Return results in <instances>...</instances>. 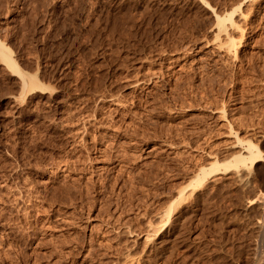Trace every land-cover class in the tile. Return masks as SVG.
Returning <instances> with one entry per match:
<instances>
[{"label": "rangeland", "instance_id": "obj_1", "mask_svg": "<svg viewBox=\"0 0 264 264\" xmlns=\"http://www.w3.org/2000/svg\"><path fill=\"white\" fill-rule=\"evenodd\" d=\"M201 1L0 0V40L46 87L21 94L0 62V264H264L262 162L188 187L165 215L211 123L220 162L243 148L227 120L264 141V0ZM233 10L238 59L214 35Z\"/></svg>", "mask_w": 264, "mask_h": 264}, {"label": "bare ground", "instance_id": "obj_2", "mask_svg": "<svg viewBox=\"0 0 264 264\" xmlns=\"http://www.w3.org/2000/svg\"><path fill=\"white\" fill-rule=\"evenodd\" d=\"M203 4H205L206 2L203 0V1H201ZM205 2V3H204ZM240 8V7H239ZM235 10V9H234ZM233 10V12H231V13H229L227 16H221V15H216L217 16V22H218V27L219 28H217V34H214V35H217L216 36V38L217 39H215V40H220L221 38L220 37H223V39H221L222 41H220V43L218 44V45H220V46H222V47H224L225 49H223V50H226V52L227 53H231V56H233L234 57V59H235V57L237 58V52L240 50H238L237 48H236V46H237V44H239V43H237V40H236V32H238L239 31V33L240 32H242V33H240V34H242V36H243V31L242 30H244L245 31V28L243 27V29H242V27L240 26V24H238L235 20H232V16H234V11ZM243 15H245V14H243ZM246 16V15H245ZM226 20H229L230 21V23H231V26L229 25L228 27H226V24H225V21ZM232 21V22H231ZM246 26V25H245ZM230 27V29H228ZM238 36V35H237ZM241 37V36H240ZM239 37V38H240ZM243 38V37H242ZM239 40H241V39H239ZM238 40V42H240ZM242 41V40H241ZM239 45H241V44H239ZM239 45H238V47H239ZM227 55H229V54H227ZM239 55V54H238ZM230 56V55H229ZM229 59H230V57H229ZM238 59V58H237ZM236 59V60H237ZM235 60V61H236ZM162 61V60H161ZM228 62H229V60H227ZM0 62H2L3 64H5V66H7L12 72H13V74L15 75V76H17L18 77V79H20L19 80V82H17L19 85H20V92H21V94L25 91V92H32L33 90L35 91V90H41V89H46V87H45V85H43L40 81H39V77H38V74L36 73V74H30V73H27V72H24V71H22L21 69H20V67H19V63H17V61L12 57V54H11V51H10V49H9V47H7L5 44H4V42L3 41H1L0 40ZM230 63V62H229ZM241 65H239V68L241 69V67H240ZM238 67V66H237ZM162 68V67H161ZM242 70V69H241ZM240 70V71H241ZM240 74V73H239ZM161 75H163V73L161 74ZM235 75V74H234ZM237 75V74H236ZM239 76V75H238ZM189 80V79H188ZM156 82V81H155ZM18 85V86H19ZM237 88V87H236ZM232 89V88H231ZM234 90V89H233ZM203 95V94H202ZM231 96V95H230ZM203 97V96H202ZM232 97V96H231ZM233 98V97H232ZM203 99V98H202ZM233 101V100H232ZM140 102V101H139ZM160 102H161V100H160ZM208 102V101H207ZM214 102V101H213ZM232 103V102H231ZM213 104V103H212ZM233 105V104H232ZM216 106H217V104H216ZM216 108V113L218 114V116H219V118H222V119H225V120H227V119H230L229 118V110H233V108H231V106H230V104L229 103H227V102H224V103H222V105H220V107H215ZM214 108V109H215ZM218 108V109H217ZM214 120V119H213ZM246 119H244V118H242V119H238L237 121L239 122V125L241 124V125H243L244 124V122H246L245 121ZM233 121V120H232ZM232 121H230V120H227V125H228V133H229V136L231 135V136H235L236 137V140L234 141V142H236V144H235V146H234V149L235 148H239V147H243L242 149H240L239 151H237L236 153H235V155L234 156H232V158H233V160H229V159H227V160H224V161H222V162H220V158H219V152H215L214 150V146H213V143L211 142V141H209V139H212V137H214L213 136V134H215L214 132H215V126L213 125V123H211L212 125H210L209 126V129H207L206 131H205V134L207 135V140L204 142V143H206V144H204V145H206V146H204V147H201V146H199L200 147V150H201V152L203 153V151H205L204 153H206V155L205 156H203V154L201 155V157L198 159L197 157L196 158H189V161L192 159V160H197V163H196V169L193 171V176L191 177V180H190V182H189V184L187 185V187L185 186V188L183 187V189H181V191H179V194H178V198L173 202V203H171L170 205H169V207H168V209H166V212H165V215L167 216V218L168 219H170V216H172L171 214L173 213V211H174V209L177 207V206H179V205H181L182 204V202L183 201H188V199L190 198L189 196H191V195H189L188 193H186V190H187V188L188 187H191V188H193V189H195V188H197V187H199V186H201V185H203L206 181H208L210 178L212 179V178H214L216 175H219V174H221V173H223V171H230L229 169L231 168V167H235V168H239L240 166H243V165H249V169H248V167L247 166H245L249 171H248V173L252 170V169H254V167L255 168H257V166H255V165H257L259 162L261 163H264V153H263V151L261 150V147H259V145H263V143H264V141H259V143L257 142H254V139H253V136L255 135H253V136H251L250 138H248L247 136V138H245V137H240L239 136V133H238V129H235V126H234V122H232ZM234 121H236V120H234ZM236 121V122H237ZM208 123V122H207ZM247 123H250L249 121L247 122ZM246 124V123H245ZM252 124V123H251ZM235 125H236V123H235ZM254 125V124H253ZM244 126V125H243ZM245 127V126H244ZM118 128V127H117ZM128 128V127H127ZM142 127H140V129H141ZM148 128V127H147ZM146 128V129H147ZM208 128V127H207ZM240 128V127H239ZM119 129V128H118ZM132 129V128H131ZM130 129V130H131ZM139 128H138V130H140ZM143 129H145V127H143ZM143 129H141L140 131H142ZM119 130H122V128L121 129H119ZM118 130V131H119ZM123 130H125V133H126V131H128V130H126V129H123ZM129 130V131H130ZM133 130H135V135H136V129H134L133 128ZM132 130V132L130 131V133H132V134H134V131ZM117 131V130H116ZM115 131V132H116ZM139 131V133H141ZM143 131H145V130H143ZM194 131V130H193ZM196 131H199V129L198 130H196ZM217 131V130H216ZM122 132V131H121ZM201 132V131H200ZM204 131H202V133H203ZM207 132V133H206ZM122 133H124V131L122 132ZM138 133V134H139ZM143 133V132H142ZM146 133V132H145ZM196 133V132H195ZM247 133V132H246ZM127 135H128V133H126ZM138 134L136 135V136H138ZM147 134V133H146ZM204 134V135H205ZM121 135V134H120ZM119 135V136H120ZM140 135V134H139ZM185 135V134H184ZM199 135H201V134H199ZM205 135V136H206ZM116 136V135H115ZM126 136V135H125ZM129 136H131V134L129 135ZM135 136V137H136ZM145 136V138H146V135H144ZM197 136V135H196ZM127 137V136H126ZM132 137V136H131ZM134 137V138H135ZM183 137V136H182ZM193 137V136H192ZM198 137H200V136H198ZM189 138V137H188ZM195 138V137H194ZM203 138V137H202ZM206 138V137H205ZM255 138V137H254ZM262 139H263V137H261ZM131 139V138H130ZM190 139V138H189ZM134 140V139H133ZM144 140H146V139H144ZM148 140H149V137H148ZM167 140H168V138H167ZM187 140V139H186ZM195 140V139H194ZM98 141V140H97ZM114 142L116 141V140H113ZM180 141H181V139H180ZM185 141V140H184ZM183 141V142H184ZM189 141V140H188ZM193 141V140H192ZM202 141V140H201ZM134 142V141H133ZM171 142V141H170ZM174 142V141H173ZM172 143V142H171ZM185 143V142H184ZM193 143V142H192ZM196 143H198V142H196ZM195 143V144H196ZM200 143V142H199ZM111 144V143H110ZM109 144V145H110ZM116 144V143H115ZM170 144V143H169ZM181 144H183L182 142H181ZM190 144H191V142H190ZM95 145V144H94ZM118 145V144H117ZM128 145H130V144H128ZM166 145H168V144H166ZM165 145V146H166ZM173 145H174V143H173ZM173 145H169V146H173ZM179 145H180V142H179ZM184 145V144H183ZM186 145H187V143H186ZM185 145V146H186ZM198 145H200V144H198ZM106 146V145H105ZM104 146V147H105ZM122 146V145H121ZM176 146V145H175ZM189 146V145H188ZM187 146V147H188ZM194 146V145H193ZM90 147V146H89ZM123 147V146H122ZM177 147V146H176ZM181 147V146H180ZM190 147V146H189ZM188 147V148H189ZM106 148V147H105ZM104 148V149H105ZM118 148V147H117ZM120 148V147H119ZM159 148V147H158ZM192 148V147H191ZM195 148V147H194ZM214 149V150H213ZM89 150V149H88ZM98 150H100V149H98ZM107 150V149H106ZM109 150V149H108ZM117 150V149H116ZM123 150V149H122ZM125 150V149H124ZM135 150V149H134ZM156 150V149H155ZM191 150V149H190ZM198 150V149H197ZM199 150V151H200ZM87 151V150H86ZM90 151V150H89ZM93 151V150H92ZM118 151V150H117ZM196 151V150H195ZM236 151V150H235ZM234 151V152H235ZM122 152V151H121ZM141 152V151H140ZM88 154H89V152H87ZM105 153V152H104ZM110 153V152H109ZM118 153V152H117ZM123 153V152H122ZM127 153V152H126ZM142 153V152H141ZM106 154V153H105ZM113 155L115 154L116 155V153H112ZM111 154V155H112ZM120 153H118V155H116V156H120V155H122V154H120ZM125 154V153H124ZM177 154V153H176ZM180 154V153H179ZM90 155V154H89ZM110 155V154H109ZM110 155V156H111ZM232 155V154H231ZM141 156V155H140ZM178 156V155H177ZM112 157V156H111ZM122 157H125L124 155L122 156ZM121 157V158H122ZM126 157H128V156H126ZM180 157H181V155H180ZM87 158H89L88 156H87ZM105 158V157H104ZM106 158H108V157H106ZM110 158V157H109ZM113 158V157H112ZM130 158V157H129ZM178 158H179V156H178ZM187 158V157H186ZM187 158V159H188ZM92 157H91V162H92ZM111 159V158H110ZM119 159V158H118ZM117 159V160H118ZM128 159V158H127ZM185 160V161H188V160ZM94 160V159H93ZM108 160V159H107ZM115 160V159H114ZM123 160V159H122ZM126 160V159H125ZM181 160H183V157H182V159H180V161ZM192 160H191V162H192ZM79 161V160H78ZM81 161V160H80ZM89 161H90V159H89ZM185 161L183 162V163H185ZM188 161V162H189ZM95 162V161H94ZM97 162V161H96ZM121 162V161H120ZM129 162H130V160H129ZM133 162V161H132ZM188 162H186V164L188 163ZM195 162V161H194ZM131 163V162H130ZM134 163V162H133ZM260 163H259V165H260ZM83 164H84V162H83ZM190 164V163H189ZM88 165V164H87ZM119 165H121V163L119 164ZM188 165V164H187ZM186 165V166H187ZM191 165V164H190ZM158 166V165H157ZM71 167V166H70ZM119 167V166H118ZM135 167V166H134ZM251 167H252V169H251ZM259 167V166H258ZM89 168V167H88ZM75 169V168H74ZM94 169V168H93ZM121 171H125V169L123 170L122 169V166H121ZM119 169V170H120ZM135 169V168H134ZM164 169V168H163ZM251 169V170H250ZM112 170V169H111ZM115 170V169H114ZM260 170V169H259ZM258 170V171H259ZM117 171V170H116ZM120 171V172H121ZM128 171V170H127ZM91 172V171H90ZM119 172V171H118ZM119 172V174L120 175H123V174H121ZM130 172V171H129ZM252 172V171H251ZM255 171H253V173H254ZM111 173V172H110ZM136 173V172H135ZM247 173V174H248ZM256 173H258V172H256ZM118 174V175H119ZM140 174V173H139ZM112 175V174H111ZM110 175V176H111ZM117 175V178H116V176H115V178L116 179H113V180H118L119 179V176ZM126 175V174H125ZM128 176L130 175L131 177H132V175L131 174H127ZM249 175H250V173H249ZM248 175V176H249ZM260 175V174H259ZM113 176V175H112ZM127 176V177H128ZM130 176L128 177V178H130ZM134 176V175H133ZM137 176V175H136ZM245 176H246V174H245ZM250 176H252V175H250ZM254 176H257V175H254ZM133 178V177H132ZM108 179H110V178H108ZM124 179V178H123ZM127 179V178H126ZM248 179V178H247ZM93 180V179H92ZM99 181H100V179H99ZM128 181V180H127ZM129 181H132V180H129ZM91 183V182H90ZM114 183V182H113ZM92 184V183H91ZM116 184V183H115ZM88 185V184H87ZM89 186V185H88ZM91 186V185H90ZM95 186V185H94ZM110 186V185H109ZM62 187V186H61ZM66 187V186H65ZM93 187V186H92ZM91 187V188H92ZM59 187H57V189H58ZM89 188V187H88ZM97 188V187H96ZM68 189V188H67ZM66 189V190H67ZM68 190H70V189H68ZM90 190V189H89ZM108 190H110V189H108ZM60 191V190H59ZM65 191V190H64ZM86 191V190H85ZM91 191V190H90ZM63 192V191H62ZM87 192H88V190H87ZM91 193V192H90ZM12 194V193H11ZM29 194V193H28ZM191 194H193V192L191 193ZM25 195V194H24ZM30 195V194H29ZM87 195V194H86ZM202 195V194H201ZM89 196V195H88ZM189 197V198H188ZM192 197V196H191ZM264 198V197H263ZM203 199V198H202ZM253 199H251L250 201L249 200H247V203H246V205L247 206H249L253 201H252ZM254 200H255V198H254ZM17 201V200H16ZM258 201H259V199H258ZM262 201V200H261ZM30 202V201H29ZM255 204H257L256 203V200H255V202H254ZM254 204V205H255ZM244 206V207H246L247 208V206ZM253 205V206H254ZM259 205H260V208H261V204L259 203ZM259 205L257 204V206L259 207ZM33 206H34V204H33ZM251 206V205H250ZM249 206V207H250ZM257 206H254V207H257ZM29 207V206H28ZM245 208V209H246ZM251 209H252V206L250 207ZM264 207H262L261 209H263ZM258 209V208H257ZM249 210V209H248ZM256 210V209H255ZM27 212V211H26ZM54 212V211H53ZM263 212H264V210H263ZM259 213H260V211H259ZM264 214V213H263ZM4 215V214H3ZM258 215V214H257ZM17 216H19V215H17ZM67 216V215H66ZM12 217V216H11ZM10 217V218H11ZM40 217V216H39ZM63 218V217H62ZM261 218V217H260ZM259 218V219H260ZM28 219V218H27ZM26 219V220H27ZM264 219V218H263ZM262 219V220H263ZM10 219H6V221H9ZM12 221V220H11ZM73 221V220H72ZM257 222H258V220H256ZM255 221V222H256ZM260 221V220H259ZM3 222V221H2ZM28 222V221H27ZM37 222V221H36ZM50 222V221H49ZM48 222V223H49ZM75 222V221H74ZM260 222H262V221H260ZM264 222V221H263ZM4 223V222H3ZM12 223V222H11ZM33 223V222H32ZM180 223V222H179ZM259 223V222H258ZM34 224V223H33ZM2 225V224H1ZM8 225V224H7ZM16 225V224H15ZM38 225V224H37ZM259 225V224H258ZM258 225H256V226H258ZM261 225H262V223H261ZM32 226V225H31ZM44 226V225H43ZM46 226V225H45ZM252 226V225H251ZM253 226H254V224H253ZM252 226V227H253ZM260 226V225H259ZM258 226V227H259ZM264 226V225H263ZM34 227V226H33ZM41 227V226H40ZM166 227V226H165ZM251 227V228H252ZM257 227V228H258ZM262 227V226H261ZM20 228V227H19ZM25 228V227H24ZM42 228V227H41ZM48 228V227H47ZM117 228V227H116ZM163 228V227H162ZM250 228V229H251ZM4 229V228H3ZM11 229V228H10ZM23 229V228H22ZM24 230V229H23ZM32 230V229H31ZM30 230V231H31ZM160 230H161V228H160ZM260 230H261V228H260ZM2 231V230H1ZM35 231V230H34ZM37 231V230H36ZM40 231V230H39ZM133 231H135V230H133ZM133 231L131 232H129V233H133ZM157 231V230H156ZM159 231V230H158ZM259 231V230H258ZM7 232V231H6ZM136 232V231H135ZM153 232H155V231H153ZM250 232H251V230H250ZM255 232V231H254ZM261 232L262 233H259V234H262V235H264L263 234V230H261ZM30 233V232H29ZM29 233L26 235V236H28L29 235ZM38 233V232H37ZM44 233V232H43ZM42 233V234H43ZM166 233H168V234H170V230L168 229L167 230V232ZM253 233V232H252ZM141 234V233H140ZM165 234V233H164ZM177 234V233H176ZM6 235V234H5ZM166 235V234H165ZM178 235V234H177ZM255 235V234H254ZM253 235V237L255 238L256 237V235L254 236ZM261 235V236H262ZM19 236V235H18ZM22 236V235H21ZM29 237H30V235H29ZM32 237V236H31ZM148 237H149V235H148ZM179 237V236H178ZM264 237V236H263ZM263 237H261V240H264V238ZM34 238V237H33ZM263 238V239H262ZM161 239V238H160ZM14 240V239H13ZM162 240V239H161ZM15 241V240H14ZM43 241V240H42ZM41 242V241H40ZM78 242V241H77ZM76 242V243H77ZM83 242V241H82ZM13 243V242H12ZM16 243V242H15ZM31 243V242H30ZM36 243V242H35ZM43 244V243H42ZM74 244V243H73ZM250 244V243H249ZM257 244V243H256ZM31 245V244H30ZM39 245V244H38ZM76 245V244H75ZM79 245V244H78ZM17 246H18V244H17ZM14 247V246H13ZM29 247V246H28ZM256 247H257V245H256ZM262 247V246H261ZM264 247V246H263ZM15 248V247H14ZM74 248H76V247H74ZM78 248V247H77ZM85 248V247H84ZM88 248V247H87ZM69 249V248H68ZM81 249V248H80ZM83 249V248H82ZM90 249V248H89ZM1 250V249H0ZM56 250V249H55ZM72 250V249H71ZM254 250V249H253ZM260 250V249H259ZM9 251H11V250H9ZM58 251V250H57ZM68 251V250H67ZM262 251V250H261ZM19 252H20V250H19ZM70 252V251H69ZM259 252V251H258ZM264 252V251H263ZM1 253V252H0ZM22 253H23V251H22ZM26 253V252H25ZM51 253H53V251L51 252ZM64 253V252H63ZM19 254V253H18ZM71 254V253H70ZM261 254V253H260ZM260 254H258V255H260ZM2 255V254H1ZM3 255H5V254H3ZM67 255V254H66ZM79 255H80V253H79ZM257 255V256H258ZM72 256V255H71ZM260 256H262V254L260 255ZM19 257V256H18ZM28 257V256H27ZM68 257V256H67ZM259 257V256H258ZM262 258V257H261ZM18 259V258H17ZM36 259V258H35ZM39 259V258H38ZM38 259H36V260H38ZM258 259V258H257ZM4 260V259H3ZM256 260V259H255ZM259 260H261L260 258H259ZM259 260H257V261H259ZM40 262V261H39ZM68 262V261H67ZM253 262V261H252ZM33 263V262H32ZM257 263V262H256ZM259 263H260V261H259ZM258 263V264H259ZM262 263V262H261ZM35 264V263H34ZM71 264V263H70Z\"/></svg>", "mask_w": 264, "mask_h": 264}]
</instances>
